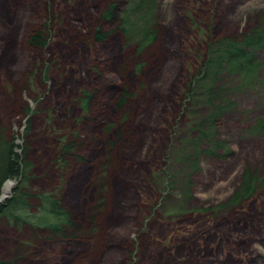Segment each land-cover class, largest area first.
I'll list each match as a JSON object with an SVG mask.
<instances>
[{"label":"rangeland","instance_id":"374dc122","mask_svg":"<svg viewBox=\"0 0 264 264\" xmlns=\"http://www.w3.org/2000/svg\"><path fill=\"white\" fill-rule=\"evenodd\" d=\"M104 1L0 0V127L13 129L25 152L26 191L60 197L83 231L63 239L0 219V264H264V193L215 209L246 172H264V133L251 129L264 115V55L254 81L224 76L229 106L213 122V109L185 103L209 44L259 29L264 0H127L130 39L119 20L95 41ZM148 21L157 38L139 51ZM34 32L43 35L36 47ZM125 89L132 97L118 109ZM94 90L85 111L79 99ZM204 122L221 148L201 144L210 153L187 187L181 153ZM117 131L120 144L109 151ZM8 182L6 199L16 186ZM27 204L38 215V201Z\"/></svg>","mask_w":264,"mask_h":264},{"label":"trees","instance_id":"16d2710c","mask_svg":"<svg viewBox=\"0 0 264 264\" xmlns=\"http://www.w3.org/2000/svg\"><path fill=\"white\" fill-rule=\"evenodd\" d=\"M105 1V9L100 12L99 26L95 28L93 39L95 41H103L110 34V30L104 31L100 27L113 21L119 22V20L120 25L117 27V31L128 38L126 34L130 33L129 26L123 20V15L125 18V10H123L124 8H120V4L127 0ZM143 2L144 0H141V4ZM149 3L148 8L150 7ZM263 22L259 29L246 30L238 35L225 37L209 44L207 58L202 62L199 73L188 84L185 93L186 107H191L193 104L194 107H198L199 104L204 103L205 106L214 111L213 117L210 116L211 122H213V119H217L220 115H223L224 108L229 106L225 104L224 94H227L229 90L231 91L232 81L231 84L229 82L224 83V78H226L224 76L236 77L239 79V86L240 79L254 81L258 77V73L263 68L260 60V57L264 55ZM152 26L153 24L148 21L141 30V38L136 43L139 51L156 40L157 31L153 30ZM115 30L113 29L112 32H115ZM42 36L41 33L34 32L28 37L29 45L36 47L43 44ZM129 39L130 37L127 40ZM95 92L96 90L91 93L86 92L79 99L85 111L88 110L90 102L96 95L97 92ZM129 97H132V94L130 95L126 89L123 90L116 107L121 109ZM205 122L198 125L196 129L198 130V135L195 139L188 140V147L184 143L185 151L181 153L179 164L186 165L185 168L190 171L187 175V187L191 186L190 178L200 167L202 155L210 153L208 150H201V144L210 143L213 148H221V144L214 139V124L208 126L210 132H204L203 125H205ZM112 127V124L108 125L105 131L111 133ZM251 129L256 134L264 133V115L255 119ZM121 138V132L117 131L113 140L107 141L109 151L113 147H116L117 144H120ZM16 140L17 133L13 129L7 125L0 127V195L3 185L7 181H16L12 197L0 203V219L12 221V223L20 224V226L28 225L34 229H44L51 235L63 239L79 238V235L83 231L80 225L72 220L70 213L63 208L60 197L51 193L33 196L30 192L26 191L25 187L29 180V164L24 159L25 152H17ZM187 149L190 153L186 154ZM71 150V144H66L63 147L64 152H71ZM215 152H211V154L217 156ZM192 159L194 160L192 161ZM106 164L108 165L109 163ZM261 192L264 193V172L261 175H252L246 172L235 193L215 209L218 212L233 209ZM30 198L38 201V215L33 216L27 210L29 208L27 203ZM102 202V199H99L97 206L102 208Z\"/></svg>","mask_w":264,"mask_h":264},{"label":"bare ground","instance_id":"6f19581e","mask_svg":"<svg viewBox=\"0 0 264 264\" xmlns=\"http://www.w3.org/2000/svg\"><path fill=\"white\" fill-rule=\"evenodd\" d=\"M11 190V183L7 182L6 184H4L3 188H2V197H7L9 192ZM8 198V197H7ZM6 199V198H5ZM4 199H1L0 202H2Z\"/></svg>","mask_w":264,"mask_h":264},{"label":"water","instance_id":"95a60500","mask_svg":"<svg viewBox=\"0 0 264 264\" xmlns=\"http://www.w3.org/2000/svg\"><path fill=\"white\" fill-rule=\"evenodd\" d=\"M1 194H2V193H1ZM5 198H7V197H4V198H3L2 196H0V200H1V199H5Z\"/></svg>","mask_w":264,"mask_h":264}]
</instances>
